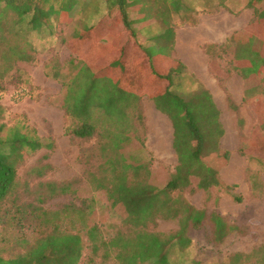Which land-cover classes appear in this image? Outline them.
<instances>
[{"label": "rangeland", "instance_id": "374dc122", "mask_svg": "<svg viewBox=\"0 0 264 264\" xmlns=\"http://www.w3.org/2000/svg\"><path fill=\"white\" fill-rule=\"evenodd\" d=\"M218 1L220 4L214 6L213 0H149V7L146 3L140 10L129 14L138 29L139 40L143 43L147 40L153 43L154 36L165 33L172 39L174 34L171 53L173 57L184 60L187 66L183 64L184 67H180V76L169 90V106L177 108L174 98H187L189 93L203 87L209 91L219 110V121L223 129L219 137L214 123L202 121V124L208 126V131L200 158L213 166L221 183L205 190L198 188V179L191 176L190 186L172 192V197L178 198L180 203L203 209L206 214L217 212L235 225V229L217 239L213 234V223L208 218L195 226L189 224L186 234L191 242L183 249L171 248L172 264H192L193 260L199 264H251V259L242 257L235 260L233 255L247 254L254 247L264 244V82L258 76L242 78L233 69L231 48L211 44L216 42H210V45L204 42L205 47L202 46L201 35L209 32L192 27L202 23L217 26L209 33V39L213 37L221 40L224 35L229 37L231 34L244 36L245 39H236L234 43L238 44L239 53L246 59L252 56V65L257 67L263 61L259 52L252 50L246 34L255 28V10L264 9V0L257 4H246L243 8V0H230L227 6L222 3L223 0ZM105 11V3L101 0H79L71 9V21L66 18L57 19L53 15L51 22L40 29H23V36L33 48V59L16 60L13 67L4 74L1 73L3 64L0 62V123L12 125L21 121L32 127L44 144H52L49 149L43 147L23 152L18 160L16 171L21 183L16 192L22 194L21 202L33 201L35 190L41 182L51 181L57 185L68 183L74 193L53 196L40 205L48 210L58 209L69 202L75 207H82L86 223L98 226L102 236L108 239L119 230L129 233L133 228L124 220V211L120 207H112L105 190L95 188L96 183L91 174L98 176L107 168L103 165L105 157L100 152L98 136L83 139L67 133V128L76 124L62 107L63 82L71 75L68 61L77 58L67 46V41L73 30L97 22ZM147 14V20H137ZM99 25L101 23L96 24V29L101 31ZM231 26L235 30H231ZM168 27V32H165ZM259 43L262 44L263 54L264 41H257ZM166 49L170 51L164 45ZM96 85L103 88L101 81ZM19 91L23 95L17 99L15 94ZM160 101L159 107L165 106ZM135 105L132 109L135 113L134 125L143 139V147L127 150L124 146L123 161L129 167L125 172H134L133 165L136 162L146 164L148 181L162 187L177 165V156L172 147L171 121L164 113L155 110L151 99L146 96ZM180 105L178 103V107ZM169 106L166 105V109ZM184 107L186 111L190 110L188 105ZM202 109L200 107V111ZM139 113L142 116L140 121L136 116ZM178 123H182V120ZM175 136L176 147L184 149L183 135L177 132ZM218 137L219 152L216 153L214 144ZM225 151L228 152L226 157L223 156ZM111 156L117 157L118 154L112 151L108 157ZM42 165H46L43 175L37 176L35 168ZM23 182L28 183L26 191ZM9 205L10 202H7L5 207ZM179 218V215L160 213L148 224L147 229L174 232L180 226ZM24 221L28 228L19 227L16 223L0 224V246L4 248L6 256L22 250L16 245L18 237L32 241L44 231L40 219ZM81 224L76 213L71 212L63 226L70 232L78 231L82 235L84 248L79 264L90 253L86 235L84 231H79ZM101 252L99 250L93 263L89 264H100ZM113 261L111 252L105 264H112Z\"/></svg>", "mask_w": 264, "mask_h": 264}, {"label": "trees", "instance_id": "16d2710c", "mask_svg": "<svg viewBox=\"0 0 264 264\" xmlns=\"http://www.w3.org/2000/svg\"><path fill=\"white\" fill-rule=\"evenodd\" d=\"M101 1L105 3V13L97 22L84 24L73 30L67 41V46L77 58L68 61L71 75L63 82L62 107L65 114L73 118L76 124L67 128V133L83 139L98 136L101 143L100 152L105 157L103 165L107 168L98 176L91 174L96 183L95 188L105 190L112 207L117 206L124 211V220L133 229L129 233L119 230L105 239L98 226L86 223L82 207H75L69 202L58 209L48 210L40 205L53 196L74 193L68 183L57 185L51 181L41 182L35 190L36 197L33 201L21 202L22 194L16 192L21 183L16 171L18 160L23 152L36 151L43 147L49 149L52 144H44L36 131L21 121L12 125L0 123V224L16 223L19 227L26 228L28 225L24 220L35 218L40 219L41 226L44 227V231L32 241L26 237L16 239V245L22 248L21 251L17 250L6 256L4 248L0 246V264H79L84 248L82 235L78 231L70 232L63 227L71 212L76 213L77 219L82 222L79 231H84L90 251L82 264L93 263L99 250H102L100 264L108 261L111 252L114 259L112 264H172L171 248L183 249L191 242L186 234L189 224L195 226L208 218L213 223V234L217 239L235 229V225L230 224L217 212L206 214L203 209L180 203L178 198L172 197V192L190 186L191 176L198 179L197 187L205 190L221 183L213 166L200 158L201 151L205 149V134L208 131V126L202 124V121L214 123L218 136L223 132L219 110L211 94L207 89L199 87L189 93L187 98H174L177 108H171L168 104L171 103L168 99L171 95L169 90L180 76V67H184L180 60L172 57L174 34L172 39L165 33L154 36L150 45L142 44L134 20L129 14L146 6L149 0ZM261 1L250 0L248 5ZM78 2L79 0H0V62L3 64L1 73L9 71L16 60L33 59V48L23 36V29H40L51 22L53 15L57 19L66 18L71 21V9ZM147 5L149 7V3ZM255 15L257 23L254 24L255 28L246 34V39L250 40L252 50L259 52L263 61H260L261 64L253 67L252 56L246 59L239 53L238 44L235 45L234 40L245 39L244 36L233 34L219 46L231 48L233 69L237 70L242 78L258 76L264 82V53H261L262 44H257V41H264V9L255 10ZM148 16L147 14L137 20H147ZM97 23H101V31L96 29ZM119 26L124 32L116 29ZM169 27L165 32H168ZM93 29L96 31L92 32ZM123 33L128 34V39L138 47V53L137 50L134 53L133 64L125 60L128 47L124 45ZM253 39L255 40L251 43ZM164 45L170 51L164 50ZM141 53L148 62L141 64L135 61ZM102 63L107 64L110 72L101 71ZM113 70H117V75ZM100 81L103 88L96 85ZM162 81L165 83L163 91L155 90L151 97L156 108L171 121L172 147L177 156V165L170 179L162 187H158L148 181L149 171L146 164L136 162L137 164L133 165L135 171H130L131 175L126 173L125 169L129 167L123 161L122 154L124 146L127 150L143 147V139L134 125L135 113L132 109L145 92V86L156 88ZM160 100L165 106L159 107ZM178 103L181 104L180 107ZM166 105L169 109H166ZM185 105L190 107L189 111L185 110ZM200 107L203 108L201 111ZM136 116L138 121L142 119L140 113ZM180 120L182 123H178ZM177 132L183 135L184 149L176 147ZM219 137L214 144L216 153L219 152ZM112 151L118 156L108 157ZM227 155V151L223 152L224 157ZM45 167L46 165H42L35 168L36 175L42 176ZM142 170L144 172H141ZM207 179L209 181H206ZM24 183L26 191L28 183ZM7 202H10L9 207H5ZM160 213L168 216L179 215V228L170 233L148 230V224ZM242 257L251 259V264H264V244L254 247L247 254L233 255L235 260ZM191 262L199 264L195 260Z\"/></svg>", "mask_w": 264, "mask_h": 264}, {"label": "crops", "instance_id": "0c3cea01", "mask_svg": "<svg viewBox=\"0 0 264 264\" xmlns=\"http://www.w3.org/2000/svg\"><path fill=\"white\" fill-rule=\"evenodd\" d=\"M229 1L230 0H223L222 1V3L224 4V5H228L229 4ZM249 3V0L247 1V0H243L242 1V3H241V5H242V8L244 7V5H246V4H248ZM213 4H214V6H218V4H220L219 3V1L218 0H213ZM134 26H136V25H134ZM189 26V25H188ZM220 26H223V25H220ZM192 27H194L196 30H201V31H206V32H211L213 29H216L217 28V26H214V25H207V24H195L194 26H192ZM223 28H227V27H224L223 26ZM223 28H220V29H223ZM118 31H122V32H124V30H123V28L122 27H117L116 28ZM231 30H235V28L233 27V26H231V28H230ZM239 29V28H238ZM136 30H138V29H136ZM138 32V31H137ZM209 33H206V34H203V35H201V37H202V39H201V42H202V46H204V42H209L208 44L210 45V42H216V43H211V44H217V45H221V44H223L224 42H226L227 41V39L232 35H230L229 37L228 36H226V35H224L225 37L224 38H222L221 40H216V39H214L213 37H210V39L208 38V36H211V35H209ZM139 34V33H138ZM211 34V33H210ZM120 36H121V34H120ZM122 36H124V40H125V42H124V45L126 46L127 45V50H126V58L127 59H125L126 60V62H128L129 64H133L134 62L132 61L133 60V57H134V53H135V51L137 50V53H138V47H137V44L136 43H134L133 41H131V40H129L128 39V34H126V33H123L122 34ZM208 38V39H207ZM212 38V39H211ZM174 40V39H173ZM141 42V41H140ZM142 44H145V45H150V44H152L149 40H147L145 43H143V42H141ZM205 47V46H204ZM119 51H117V53H118ZM202 52H203V50H202ZM172 57H173V55H172ZM135 58V57H134ZM174 58H176V57H174ZM177 59V58H176ZM127 60H129V61H127ZM179 60V59H178ZM103 61H105V58L103 59ZM135 61H137V63H141V64H143V62H145L146 63V61H147V59H146V57L145 56H143V54L141 53V55H139L138 56V58L135 60ZM181 61V60H180ZM212 61V60H211ZM210 61V62H211ZM148 62V61H147ZM184 65H185V61L184 60H182L181 61ZM212 62H214V61H212ZM102 66H103V69L101 70L103 73H108V72H110L109 71V67H107V64L106 63H102ZM146 66V65H145ZM185 66H187V65H185ZM142 67V66H141ZM147 67V66H146ZM105 69L107 70V71H105ZM142 69V68H141ZM148 69V67L147 68H145V70H147ZM114 71V74L115 75H117V70H113ZM241 76V75H240ZM146 88V90H145V92L141 95V97H140V99L142 98V97H144V96H146V97H148V98H150L151 99V101H152V105L154 106V108H155V110H157L158 112H160L157 108H156V106H155V103H154V99L151 97V94H154L156 91L157 92H162L163 91V89H164V87H165V83L162 81L161 83H159V85L156 87V88H154V87H147V86H145ZM156 90V91H155ZM140 101V100H139ZM167 116V115H166ZM167 119L170 121V119L167 117Z\"/></svg>", "mask_w": 264, "mask_h": 264}, {"label": "built area", "instance_id": "2783aa9c", "mask_svg": "<svg viewBox=\"0 0 264 264\" xmlns=\"http://www.w3.org/2000/svg\"><path fill=\"white\" fill-rule=\"evenodd\" d=\"M23 95V92H17L16 94H15V98H17V99H19L21 96Z\"/></svg>", "mask_w": 264, "mask_h": 264}]
</instances>
